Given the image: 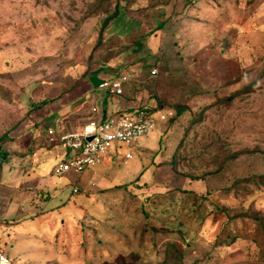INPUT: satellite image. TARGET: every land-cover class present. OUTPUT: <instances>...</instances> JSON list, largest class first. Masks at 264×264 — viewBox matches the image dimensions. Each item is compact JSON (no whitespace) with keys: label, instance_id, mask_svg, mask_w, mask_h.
<instances>
[{"label":"rangeland","instance_id":"374dc122","mask_svg":"<svg viewBox=\"0 0 264 264\" xmlns=\"http://www.w3.org/2000/svg\"><path fill=\"white\" fill-rule=\"evenodd\" d=\"M139 107L164 118L131 158L35 166L72 196L0 222L12 264H264V0H0V136L52 147Z\"/></svg>","mask_w":264,"mask_h":264},{"label":"built area","instance_id":"2783aa9c","mask_svg":"<svg viewBox=\"0 0 264 264\" xmlns=\"http://www.w3.org/2000/svg\"><path fill=\"white\" fill-rule=\"evenodd\" d=\"M156 73L155 69L151 70V74ZM125 82L124 75L109 77L102 79L97 87L115 95H122ZM160 117L164 118L152 108L139 107L106 119H90L79 129H50L51 140H58L70 152L56 165L55 173L64 174L70 170L81 173L108 154L112 157L122 155L131 158L132 152L128 150L123 153V147L131 146L149 131L158 128ZM90 135L94 137L88 140ZM0 264H12V258L1 242Z\"/></svg>","mask_w":264,"mask_h":264},{"label":"crops","instance_id":"0c3cea01","mask_svg":"<svg viewBox=\"0 0 264 264\" xmlns=\"http://www.w3.org/2000/svg\"><path fill=\"white\" fill-rule=\"evenodd\" d=\"M104 78L107 77L103 76L98 83ZM93 85H95V82L89 77L82 81L79 88L75 91L77 99L81 97L88 98L90 87ZM84 100L85 98H82L80 102ZM28 126L29 124L25 129ZM9 140L15 143L12 144L15 147L5 149L11 152L8 153L6 161L0 159V222H6L7 219L20 218L27 209L32 207L31 203L33 200L39 201L37 205H40L41 202L42 207L54 208L55 210L65 206L64 203L72 196L71 184L73 179L70 181L51 179L49 175H43L41 172L36 171L35 166L47 159H57L59 162L70 153L69 150L62 144L45 147L41 143L34 148L17 145V136H11ZM42 140L41 138V142ZM28 151H32L33 154H26ZM55 167L51 169V174H55ZM67 189L71 191L69 192L70 195H68ZM38 192L40 194L42 192H51L53 194L48 200L35 199ZM13 202L19 207L18 212L13 217H8L7 211Z\"/></svg>","mask_w":264,"mask_h":264},{"label":"trees","instance_id":"16d2710c","mask_svg":"<svg viewBox=\"0 0 264 264\" xmlns=\"http://www.w3.org/2000/svg\"><path fill=\"white\" fill-rule=\"evenodd\" d=\"M9 139H11V137L7 136V134H4L3 136H0V141L4 142V141H8ZM7 155L8 152L2 148L1 144H0V159L2 161H6L7 160Z\"/></svg>","mask_w":264,"mask_h":264},{"label":"water","instance_id":"95a60500","mask_svg":"<svg viewBox=\"0 0 264 264\" xmlns=\"http://www.w3.org/2000/svg\"><path fill=\"white\" fill-rule=\"evenodd\" d=\"M94 137V135H90L87 137L88 140H91Z\"/></svg>","mask_w":264,"mask_h":264}]
</instances>
